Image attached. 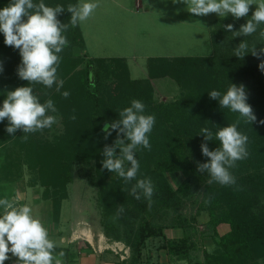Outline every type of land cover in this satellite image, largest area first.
<instances>
[{
  "label": "trees",
  "instance_id": "trees-1",
  "mask_svg": "<svg viewBox=\"0 0 264 264\" xmlns=\"http://www.w3.org/2000/svg\"><path fill=\"white\" fill-rule=\"evenodd\" d=\"M2 2L4 4L0 9L7 6L10 0H2ZM34 2L38 3L40 0ZM43 2L46 6L65 7V11L57 16V19L64 24L69 23L71 18L67 5L78 4V0H43ZM68 31L72 43L84 50L85 44L79 23L74 28L69 26ZM18 51L5 45L4 35L0 33V64L3 65V72H0V86H4L6 90L12 89L13 86H15L13 90L25 86L43 87L46 95L39 97L40 102L53 100L57 111L63 116L65 133L53 142L39 141L33 137H28L25 141L22 139V130L10 135L6 132L7 123L0 122V185L4 187L8 184L14 185L23 179L24 166H27L33 173L30 185H41L46 188L43 197L51 200L53 221L57 224L60 220L63 200L68 196L67 186L73 179L74 162L94 160L96 164L91 183L98 187L102 194L108 192L105 197L116 194V198L124 197L125 200L130 199L132 202V208L128 211L131 219L120 215L114 220L118 206L116 209L112 208L114 211H111V204L104 206L108 214L106 220L101 222L104 235L111 241L124 242L131 250L130 257L117 264H141L148 241L164 237L163 229L190 227L196 216L184 214L182 207L184 199L193 193L195 170L176 189L171 185L167 174L177 170L193 169L188 152L192 156L203 155L201 144L206 141L201 137L202 133L194 128L188 134L177 133L171 129L170 121L160 122L159 128L153 127L149 134L151 150L142 146L136 150L135 156L140 164L137 178L125 183L116 173H111L102 167L105 145L111 146L117 139L116 130H112V134L105 139L102 129L106 122L118 120L119 112L131 106L133 99L145 104L143 114L154 115L155 122L158 121L156 104L152 103L153 86L150 79L169 76L170 71L189 70L194 66L193 64L201 68L200 63H207L213 59H210V56L150 59L148 62L150 78L136 80L129 77L125 59L93 58L87 62L81 78L70 77L63 84L60 92L49 94L50 89L44 85L40 83L29 85L28 81L18 77L17 69L21 63ZM104 63L115 64L120 69L117 72L123 75L116 83L117 94L114 93L112 85L103 82L98 75L99 64ZM154 63L158 65H153ZM243 63L238 61L232 64L233 67L229 70L224 66L225 63H218L215 67L216 71H221L218 85H225V88L221 89L222 94L227 91L230 84L245 86L248 93L247 103L252 107L256 121L251 124L245 123L238 113L228 108L220 107L219 110V103L215 104L223 116L224 127L240 120L237 129L248 136L249 155L246 159L237 161L238 167L235 166L230 170L236 178L235 185L222 186L216 182L208 184L206 180L199 211L204 208L209 212L210 226L216 227L226 223L230 226V231L218 238L216 253H205V264H264V123H261L264 121V72L258 67L260 60L255 63L252 60H244ZM80 64L83 62H76L74 65L68 63V69L60 74L61 79L66 80L68 74L70 75L71 71ZM91 67L95 73L94 83L90 80ZM64 91L70 93L68 98L62 96L61 93ZM73 115L76 117L75 120L70 118ZM206 143L210 150L220 147L219 141L211 140ZM125 167L130 165L126 162ZM146 178H150L154 184V194L150 204L142 195L141 199L137 200L131 194V188L136 180ZM107 184L109 188H105L104 185ZM113 187L116 188L113 190ZM14 194L15 192L12 191L10 196L13 197ZM146 212H173V216L170 219L156 220L154 217L148 218ZM159 248L167 249L169 254L180 259H188L193 245L186 236L178 241H164ZM59 250L56 248L55 252Z\"/></svg>",
  "mask_w": 264,
  "mask_h": 264
},
{
  "label": "rangeland",
  "instance_id": "rangeland-1",
  "mask_svg": "<svg viewBox=\"0 0 264 264\" xmlns=\"http://www.w3.org/2000/svg\"><path fill=\"white\" fill-rule=\"evenodd\" d=\"M115 1H119L124 6L131 8L133 13L126 14V12H122L124 9ZM82 2H95L98 4L93 14L86 21L79 23L85 49L83 50L72 43L69 31L64 33L69 44L58 54L61 57V61L57 70V78L62 80L60 74H62L63 70L68 69V63L74 65L76 62L82 61L83 64L71 71L63 82L65 83L70 77L81 78L87 62L93 58L125 56L128 62L129 77L131 79H144L148 75V60L151 57L210 56L213 61L200 63L201 68L193 64L194 66L189 70L170 71L169 76L152 79L153 92L151 97L152 103L156 104V119L158 120L155 122L154 128H159L160 122L164 121H170L171 129L181 134H188L192 131V128L201 132L200 128L207 127L214 134L212 141L218 142L215 139V133L219 128L224 127V120L219 112L221 110L220 106L218 110L215 105L219 102L211 99L208 95L212 90L222 92L221 89L225 88V85L220 86L217 83L221 71H216V65L225 63L224 66L229 70L233 67L232 64L238 61L244 64V60H252L254 63L258 60H264V54L258 59L250 53L253 47H256L257 50L264 48V38L260 36V31L264 30V24L259 25L256 33L247 37H234L232 32L227 31L224 26L233 24V31H238L241 25L251 18L256 5L250 6V11L246 17L235 19L231 14L226 17H220L215 13L197 16L188 11V6L185 3H174L173 0H166L164 3L160 1V3L154 4L158 8L157 13L143 18L144 15L140 16V14H142L144 6L139 9V5L136 4L135 0H78V3ZM2 4L4 3L0 0V6ZM143 4L145 5L146 2L143 1ZM243 40L249 45V53L241 59L234 55V49ZM19 57L20 55H18ZM66 58L67 61H65ZM108 64L104 63L103 65L99 64L100 67L97 66L99 69L98 75L103 79V82L112 85L114 93L116 92L117 94L118 92L115 90L116 83L120 81L119 77L123 75L117 72L120 69L115 64ZM150 64L152 65V63ZM153 65L158 64L154 63ZM94 81L95 73L92 83ZM14 88L15 86L6 90L4 86H0V107L3 105L6 93ZM33 90L34 94L41 98L46 95L43 87L34 86ZM49 92V94L57 92L55 84ZM48 114L56 115L58 122L53 124L51 128L29 133L27 134L28 137H33L39 141L53 142L65 133L62 114L58 111ZM4 121L8 125L7 119ZM201 137L204 138L203 135ZM117 154H119V149H117ZM188 154L193 169L173 171L168 173L167 176L173 188L176 189L195 170L194 177L196 180L192 184L193 193L190 197L184 199L182 207L184 214L194 215L202 200L206 180L208 181L210 176L207 172L201 173L197 171L198 163H206L208 159L204 155L194 154L192 156L190 152ZM95 164L94 160L91 162H74L73 179L67 186L68 196L62 203L64 204L65 213L73 215L74 209L75 211L80 210L81 216H85L92 222L102 226L101 222H104L108 215L104 210V206L111 204V211H114L112 208L116 209L117 206L122 205L124 212L121 216L131 219V215L128 212L132 208L130 199L125 200L124 197L118 199L115 197L116 194L105 197L108 192L102 194L101 190L91 183ZM32 177V171L27 166H24L23 179L17 181L14 185L8 184L5 187L0 185V199L6 196L13 200L16 206H20L17 200V185H20L19 182L23 181L25 185L31 186ZM119 182L121 183V181ZM37 186L42 187L41 185ZM104 186L109 188L108 184ZM115 188L113 187V190ZM42 189L44 192L46 188L42 187ZM12 191L15 192L13 197L10 196ZM49 201L52 203L51 200ZM2 214L3 208H0V215ZM146 216L148 218L154 217L156 220L170 219L173 216V212H146ZM106 243L120 253H131L129 246L124 242L111 241L107 238ZM17 260L18 258L13 259L15 264H17ZM9 261L12 260H8L4 264H10Z\"/></svg>",
  "mask_w": 264,
  "mask_h": 264
},
{
  "label": "clouds",
  "instance_id": "clouds-1",
  "mask_svg": "<svg viewBox=\"0 0 264 264\" xmlns=\"http://www.w3.org/2000/svg\"><path fill=\"white\" fill-rule=\"evenodd\" d=\"M174 3H185L188 11L197 15L205 16L215 13L220 17L231 14L235 19L246 17L251 5H256L250 19L241 25L238 31H233V24L225 25V29L232 32L234 37H247L257 32L259 25L264 24V0H173ZM98 7L95 2H82L67 5V11L71 13L69 23H61L57 19L58 14L65 11L62 5L55 7L46 6L43 0L36 3L34 0H10V3L0 9V33L4 35V43L19 50L21 63L17 74L22 80L28 81L29 85L40 83L51 89L56 86L60 92L63 80L57 78V70L61 61L58 55L68 46L64 33L69 26L76 27L78 23L86 21ZM264 38V30L260 31ZM249 53V45L242 41L234 49V55L238 58ZM250 53L258 59L264 54V48L257 50L253 47ZM264 72V60L258 65ZM0 72L3 65L0 64ZM68 98L70 93H61ZM211 99L217 100L221 108H228L238 113L245 123H253L256 116L252 107L247 103L248 93L244 85L230 84L227 91L212 90L208 93ZM145 104L140 100L133 99L131 106L119 112V119L106 122L102 131L105 139L116 130L117 139L103 149L104 159L101 162L103 169L116 173L128 183L137 178L140 164L136 159V150L142 146L151 150L149 134L155 124L154 115H145ZM57 108L52 99L41 103L38 95L34 94L33 87H18L8 91L6 98L0 107V122L8 121L6 132L14 135L17 130H22V139L27 141L29 133L51 128L58 122ZM75 120L73 115L70 117ZM238 119L235 123L219 128L215 133V139L220 142V147L210 150L207 141L213 140V132L205 127L201 129L205 143L201 144V151L205 157L210 158L206 163H198L197 171L207 172L213 182L222 186L236 184V178L230 169L236 166V162L246 159L248 136L238 131ZM264 123V121H261ZM119 149V154H117ZM130 167H125V163ZM131 194L135 199H141V195L151 203L154 194V184L150 178L138 179L131 188ZM0 264L8 260L9 253L18 257L17 264H62L63 251L55 253L56 243L49 238V233L40 218L33 214L28 205L16 206L13 200L5 197L0 199ZM124 212L123 206H119L113 219H118Z\"/></svg>",
  "mask_w": 264,
  "mask_h": 264
},
{
  "label": "crops",
  "instance_id": "crops-1",
  "mask_svg": "<svg viewBox=\"0 0 264 264\" xmlns=\"http://www.w3.org/2000/svg\"><path fill=\"white\" fill-rule=\"evenodd\" d=\"M143 1L146 2L145 5ZM160 1L164 3L166 0H135L136 4L139 5V9L144 6L142 8V14H140V16L144 15L143 18L150 14L157 13L158 8L155 7L154 4L160 3ZM115 3L124 9V11L121 9L120 11L126 12V14L133 13L131 8L124 6L119 1H115ZM117 58H123L125 61L127 60L125 56H119ZM162 58L173 59L170 57L156 56L149 58L148 62L150 59ZM148 78H150L149 69L148 75L144 79ZM152 79L150 80L152 81ZM19 183L20 185H17V200L20 206H30L33 210V214L41 219L48 230L49 238L56 243V248L60 249L55 253L58 254L61 251L65 253L62 258V264H117L130 257V253H120L107 245V238L103 233L102 226L92 222V220H89V218L85 216H81L80 210H76L79 211L76 212L74 209L73 215H67L64 211V204H62L60 220L57 224L54 223L52 203L44 199L42 187L25 185L23 181ZM194 215L196 216L195 221L187 229L180 227L165 228L163 229L164 237L150 239L147 243V247L143 251L141 264H205V253L213 254L217 252V240L230 231V226L226 223H222L216 227L210 226L209 212L204 208L199 211L198 207ZM186 236L190 238L193 245L188 259H180L177 256L169 254L167 249L159 248L164 241H178ZM8 255L10 257L8 260H12L9 261L10 264H15L13 259L18 257L14 256L12 253Z\"/></svg>",
  "mask_w": 264,
  "mask_h": 264
},
{
  "label": "water",
  "instance_id": "water-1",
  "mask_svg": "<svg viewBox=\"0 0 264 264\" xmlns=\"http://www.w3.org/2000/svg\"><path fill=\"white\" fill-rule=\"evenodd\" d=\"M90 80H91V82H93V80H94V71H93V67L90 68Z\"/></svg>",
  "mask_w": 264,
  "mask_h": 264
},
{
  "label": "built area",
  "instance_id": "built-area-1",
  "mask_svg": "<svg viewBox=\"0 0 264 264\" xmlns=\"http://www.w3.org/2000/svg\"><path fill=\"white\" fill-rule=\"evenodd\" d=\"M5 262H8L7 260Z\"/></svg>",
  "mask_w": 264,
  "mask_h": 264
}]
</instances>
